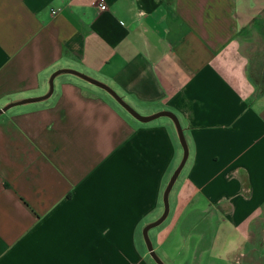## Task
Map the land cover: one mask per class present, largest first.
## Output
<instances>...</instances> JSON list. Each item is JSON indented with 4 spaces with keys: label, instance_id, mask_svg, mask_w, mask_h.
I'll return each mask as SVG.
<instances>
[{
    "label": "crops",
    "instance_id": "obj_1",
    "mask_svg": "<svg viewBox=\"0 0 264 264\" xmlns=\"http://www.w3.org/2000/svg\"><path fill=\"white\" fill-rule=\"evenodd\" d=\"M94 1L0 0V264H145L182 161L170 118L64 70L176 117L164 264L264 261V0Z\"/></svg>",
    "mask_w": 264,
    "mask_h": 264
},
{
    "label": "water",
    "instance_id": "obj_2",
    "mask_svg": "<svg viewBox=\"0 0 264 264\" xmlns=\"http://www.w3.org/2000/svg\"><path fill=\"white\" fill-rule=\"evenodd\" d=\"M60 72H68V73H72L80 78H82L83 80L93 84V85H96L102 89H104L105 91H107L116 101L117 103L123 107L132 117H134L135 119L139 120V121H142V122H147V121H150L152 119H155L157 117H160V116H165V117H168L170 118L174 124L176 125V129H177V132H178V137H179V141H180V144L182 146V149H183V157H182V161L180 163V165L177 167V169L175 170V172L173 173V175L171 176L170 180L168 181V184L165 188V191L163 193V214L162 216L155 222L147 225L144 229H143V232H142V235H143V239H144V242H145V245H146V248H147V251H148V254L149 256L151 257V259L155 262V264H164L161 259L157 256V254L155 253V251L153 250V247L151 245V242L149 240V237H148V231L152 228H155L157 227L158 225H160L164 220L165 218L167 217L168 215V210H169V207H168V195H169V192L179 174V172L181 171L182 167L184 166L186 160H187V157H188V151H187V146L185 144V140H184V137H183V133H182V130L179 126V123L176 119V117L171 114V113H168V112H162V113H159L157 115H155L154 117H151V118H143L141 116H139L137 113H135L129 106H127L121 98H119L117 96L116 93H114L112 90H110L109 88L105 87L104 85H101L97 82H95L94 80L90 79L89 77H87L86 75L84 74H81V73H78L76 71H69V70H64V71H60ZM58 74V73H56ZM54 74L52 77H51V80H50V91L48 93V95H46L45 97H42L40 99H27V100H24V101H21L19 103H15L13 105H9L8 107H6L3 111L7 110L8 108L14 106V105H19V104H24V103H27V102H31V101H39L41 99H45L47 98L51 92H52V80L54 78V76L56 75ZM1 113V111H0Z\"/></svg>",
    "mask_w": 264,
    "mask_h": 264
},
{
    "label": "rangeland",
    "instance_id": "obj_3",
    "mask_svg": "<svg viewBox=\"0 0 264 264\" xmlns=\"http://www.w3.org/2000/svg\"><path fill=\"white\" fill-rule=\"evenodd\" d=\"M151 233V234H150ZM149 233V239L151 238L152 236V232ZM144 247H145V251H146V256H145V259H144V262L145 264H155V262L151 259V257L149 256L148 254V251H147V248H146V245L144 244ZM241 264H243V261H241ZM256 264H264V261H257Z\"/></svg>",
    "mask_w": 264,
    "mask_h": 264
},
{
    "label": "built area",
    "instance_id": "obj_4",
    "mask_svg": "<svg viewBox=\"0 0 264 264\" xmlns=\"http://www.w3.org/2000/svg\"><path fill=\"white\" fill-rule=\"evenodd\" d=\"M94 3L99 7L100 10H102V11L105 10V6L102 5L98 0H95ZM241 257H242V255L240 254L239 258H241ZM237 262H238V260H237Z\"/></svg>",
    "mask_w": 264,
    "mask_h": 264
}]
</instances>
